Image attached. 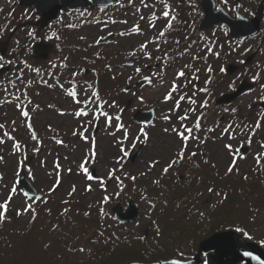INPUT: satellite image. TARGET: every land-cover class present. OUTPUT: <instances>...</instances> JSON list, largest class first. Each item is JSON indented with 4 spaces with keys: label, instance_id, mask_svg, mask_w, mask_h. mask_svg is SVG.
<instances>
[{
    "label": "rangeland",
    "instance_id": "rangeland-1",
    "mask_svg": "<svg viewBox=\"0 0 264 264\" xmlns=\"http://www.w3.org/2000/svg\"><path fill=\"white\" fill-rule=\"evenodd\" d=\"M261 1L215 0V8L251 18ZM116 4L96 20L83 21L100 7L69 9L40 27L32 5L0 0V67L10 65L0 74V226L28 232V259L64 245L53 255L60 264L91 263L95 239L159 251L154 218L185 228L172 253L191 252L218 219L264 250V16L241 39L224 24L198 28L200 0ZM40 39L51 45L45 60L33 52ZM229 63L238 69L228 73ZM242 79L253 87L215 103ZM149 108L151 123L133 121ZM23 171L41 198L16 184ZM131 199L139 214L121 223L112 208Z\"/></svg>",
    "mask_w": 264,
    "mask_h": 264
},
{
    "label": "water",
    "instance_id": "water-1",
    "mask_svg": "<svg viewBox=\"0 0 264 264\" xmlns=\"http://www.w3.org/2000/svg\"><path fill=\"white\" fill-rule=\"evenodd\" d=\"M116 0H19L21 5H32L34 12L39 15L36 24L45 27L50 20H53L59 12L67 9H83L95 6H111ZM203 15L198 22L200 29L210 28L218 24H224L228 33L234 38H247L255 35L260 29L261 19L264 15V0L257 6L255 14L251 17H245L239 14L237 17L229 15L222 7L215 8L214 0H201ZM110 36L102 38L99 42H104ZM51 45L43 40L33 44L34 55L39 59H46L49 55ZM253 53L249 54L244 63L251 61ZM135 58L131 59L132 62ZM7 64L0 68V74L9 70ZM238 69V65L229 63L226 67L228 73H233ZM148 78L139 80L137 84L148 82ZM253 83L242 79L240 83L230 92H225L215 99L217 104H227L235 100L241 93L251 89ZM258 104L264 109V101ZM154 109H136L133 112L134 122L150 123L154 119ZM264 117V111L262 113ZM140 148L131 156L134 160ZM243 151L245 148H242ZM22 191L31 198L39 199L41 194L35 189L28 180L25 172L16 181ZM117 220L121 223L133 221L138 216L137 203L133 199L128 201V206L123 209L120 203L113 206ZM203 255V257H202ZM179 261L180 264H264V250L254 241L246 240L239 232L233 229L215 231L209 236L201 239L197 245V252L189 259L170 258L160 261H131L121 264H173Z\"/></svg>",
    "mask_w": 264,
    "mask_h": 264
},
{
    "label": "trees",
    "instance_id": "trees-1",
    "mask_svg": "<svg viewBox=\"0 0 264 264\" xmlns=\"http://www.w3.org/2000/svg\"><path fill=\"white\" fill-rule=\"evenodd\" d=\"M119 5H114L109 8H99L101 10L100 12L97 11V15L92 16L91 14L89 16L84 17L83 21H92L93 18L96 20L100 16H104L105 12H108L109 10H113V8L117 7ZM102 19V18H100ZM99 20V19H98ZM67 64L64 67H67L69 65V61L66 62ZM30 68V67H27ZM35 69L40 70L41 68H38L37 66L34 67ZM35 135H38L37 130H34ZM259 161L261 162L259 164L260 168L262 169L264 166V155L260 156ZM263 170V169H262ZM264 173V172H263ZM174 194V193H172ZM148 195V192H147ZM175 195V194H174ZM149 196V195H148ZM161 198H159L160 200ZM227 198L224 199V201ZM158 203V202H157ZM228 203V200L227 202ZM157 205V204H156ZM155 224L157 228H154L157 230V239H161L163 241H169V243L166 244L161 242V246L159 247V251L154 252H148V246L144 245L141 241L132 240L131 242L124 243L121 241L119 237L113 239V240H102V239H95L94 241L91 240V255L93 261L89 264H120L130 261H158V260H165L169 258H178V259H188L196 252V239L198 237H195V242H192L191 252H185L181 250L178 247H175L174 253H172L171 246H175L179 240L186 239L185 236V228H163L164 222H162L161 218H154ZM221 220L218 219L217 222H212L210 220V226L209 230L201 237L200 239L210 235L214 231L220 230V229H235L242 233V235H247V230H243V228H240L238 225L233 223H226V222H220ZM82 223V228H80L81 232L88 233L89 229L92 227V223L89 222L87 219H82L78 222V224ZM225 225V226H224ZM224 226V227H223ZM3 226H0V264H60L58 259H55L53 255H58L57 252H61L62 249H65L64 245H59L58 248L55 250H49L46 252L43 256H32L29 259L25 257V247L24 244L28 241L29 235L28 232H8L5 230V228H2ZM76 230V228H69L67 229L68 233L70 234L72 231ZM71 231V232H70ZM173 231H176L175 236L173 235ZM194 234V231L191 233V235ZM186 237V238H185ZM143 238H145L143 236ZM91 238L89 237V240ZM78 242V239H75L71 245L75 246ZM194 246V247H193ZM70 248V246H69ZM153 248V247H152ZM154 250V249H153ZM60 255V254H59ZM25 257V258H24ZM28 261H31L30 263H26Z\"/></svg>",
    "mask_w": 264,
    "mask_h": 264
},
{
    "label": "snow or ice",
    "instance_id": "snow-or-ice-1",
    "mask_svg": "<svg viewBox=\"0 0 264 264\" xmlns=\"http://www.w3.org/2000/svg\"><path fill=\"white\" fill-rule=\"evenodd\" d=\"M165 15H167V13H165ZM25 115H26V113H25ZM85 171H86V169H85ZM165 171H167V169H165ZM0 209H4L6 211L7 204L0 205ZM3 216H4V212H0V219H3ZM173 264H180V262L179 261H174Z\"/></svg>",
    "mask_w": 264,
    "mask_h": 264
}]
</instances>
